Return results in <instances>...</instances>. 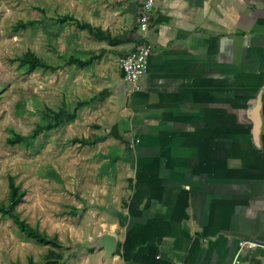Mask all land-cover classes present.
<instances>
[{"label": "crops", "instance_id": "1", "mask_svg": "<svg viewBox=\"0 0 264 264\" xmlns=\"http://www.w3.org/2000/svg\"><path fill=\"white\" fill-rule=\"evenodd\" d=\"M78 2L82 14L70 15L118 43L83 31L90 52L71 56H101L94 64L142 43L152 50L138 90L126 86L120 100V68L84 104L100 140L87 146L93 223L75 240L111 234L117 246L106 261L103 247L82 257L264 264L260 248L239 255L240 242L264 246V0H155L147 32L146 0Z\"/></svg>", "mask_w": 264, "mask_h": 264}, {"label": "rangeland", "instance_id": "2", "mask_svg": "<svg viewBox=\"0 0 264 264\" xmlns=\"http://www.w3.org/2000/svg\"><path fill=\"white\" fill-rule=\"evenodd\" d=\"M78 1L0 0V203L8 202L9 177H15L26 191L24 202L16 209L19 217L49 236H57L65 250L71 248L61 264H87L82 254L88 249L76 253L81 242L75 238L93 223L85 216L91 209L86 184L92 175L87 162L94 150L73 140L91 138L98 132L90 124L84 104L95 92L108 89L107 78L120 74L122 57L111 55L86 69L65 66L54 72L41 68L32 74L19 67L17 58L32 51L57 65L62 57H86L90 52L86 32L58 21L67 13L82 14ZM30 20L43 21L26 30L15 29L19 21ZM65 106L69 109L66 123L41 134L31 146L8 142L13 131L31 136L38 124L54 122V113ZM77 107L83 108V114L79 120H71ZM76 206L75 216L70 215ZM48 251L49 247L26 239L11 218L0 215V264H30V258L43 262Z\"/></svg>", "mask_w": 264, "mask_h": 264}, {"label": "trees", "instance_id": "3", "mask_svg": "<svg viewBox=\"0 0 264 264\" xmlns=\"http://www.w3.org/2000/svg\"><path fill=\"white\" fill-rule=\"evenodd\" d=\"M43 21V20H41ZM39 20H30V21H19L16 24V30H26L29 27H34L41 23ZM58 21L62 24L68 23L75 25L79 30L88 31L92 36L97 38L100 41H108V42H115L118 43V40L114 41L111 40L108 34L103 32L101 29L95 30L91 25L81 22L76 19L74 16L70 14H65L58 18ZM101 58L98 57H91L89 59H81L75 56H70L68 58H64L63 62L57 65H53L51 63L46 62L45 60L41 59L36 53L32 51H28L21 57H18L17 60L19 62V67L24 68L27 74H32L38 69H46L50 71H57L59 69L64 68L65 66H76L80 69H86L90 65L93 64L95 59ZM79 108H75L71 115L70 119L75 120L77 117ZM69 109L67 107H63L57 113H54L53 121L54 122H47L44 124H38L31 136H23L16 132H12L13 136L9 138V143L11 145L21 144L23 142H27L30 146L32 145L33 141L37 139L41 134L45 132H49L54 130L64 123H66V115H68ZM100 138H75L73 140L74 144H79L82 147L92 146L93 144L97 143ZM26 196V191L21 189V186L16 184L15 177H9V196L7 203H0V215L9 217L12 221L16 224L19 231L25 236L26 239H29L36 243L39 246L49 247L48 255L43 260V262H36L33 258L29 259L30 264H61L64 262L66 254L69 255V251L71 248H67L65 250L64 244L59 240L57 236L51 237L47 233L40 231L37 227H33L28 224L25 220H22L19 215L16 213L17 207L24 202ZM86 209V208H85ZM77 208H73V213L70 215H74L77 212ZM58 251V252H57ZM94 251V250H90ZM78 253V252H76Z\"/></svg>", "mask_w": 264, "mask_h": 264}, {"label": "built area", "instance_id": "4", "mask_svg": "<svg viewBox=\"0 0 264 264\" xmlns=\"http://www.w3.org/2000/svg\"><path fill=\"white\" fill-rule=\"evenodd\" d=\"M155 0H146L142 10L140 12V30L142 32H147L150 26V12L154 7ZM151 47L147 43H142L137 47V49L120 60V68L123 72V80L127 85H132L133 88H129L128 92H135L138 90V82L147 73L148 62L151 55ZM262 250V258L264 260V246L258 244L243 241L240 242L239 255L245 250L257 249Z\"/></svg>", "mask_w": 264, "mask_h": 264}, {"label": "water", "instance_id": "5", "mask_svg": "<svg viewBox=\"0 0 264 264\" xmlns=\"http://www.w3.org/2000/svg\"><path fill=\"white\" fill-rule=\"evenodd\" d=\"M121 96L120 100L124 101L125 94H126V84L123 80L122 88H121ZM119 100V102H120ZM117 246V239L114 235L111 234H104L96 238L93 242H84L79 243L77 245V252L80 253L83 251V249L87 248L89 250H94L95 248H101L103 247L105 249V255L103 257V261H106L107 259L111 258L115 251Z\"/></svg>", "mask_w": 264, "mask_h": 264}]
</instances>
